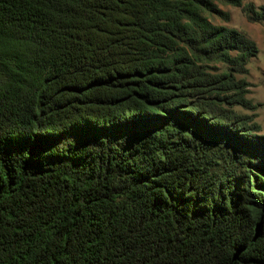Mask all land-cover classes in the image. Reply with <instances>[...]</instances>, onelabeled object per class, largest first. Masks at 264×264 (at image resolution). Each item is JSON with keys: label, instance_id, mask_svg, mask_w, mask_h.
Returning a JSON list of instances; mask_svg holds the SVG:
<instances>
[{"label": "trees", "instance_id": "obj_1", "mask_svg": "<svg viewBox=\"0 0 264 264\" xmlns=\"http://www.w3.org/2000/svg\"><path fill=\"white\" fill-rule=\"evenodd\" d=\"M209 6L0 0V264H264V151L198 65L254 45Z\"/></svg>", "mask_w": 264, "mask_h": 264}, {"label": "rangeland", "instance_id": "obj_2", "mask_svg": "<svg viewBox=\"0 0 264 264\" xmlns=\"http://www.w3.org/2000/svg\"><path fill=\"white\" fill-rule=\"evenodd\" d=\"M207 1L210 6L202 16L210 25L235 31L254 45L243 62L232 39L224 52L201 59L200 71L215 81L208 95L210 118L264 151V0ZM224 55L227 58L222 59Z\"/></svg>", "mask_w": 264, "mask_h": 264}]
</instances>
